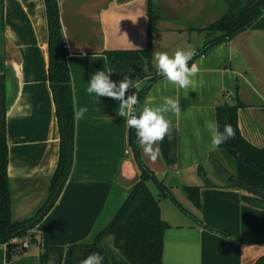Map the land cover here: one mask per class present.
I'll return each instance as SVG.
<instances>
[{
  "label": "crops",
  "instance_id": "obj_1",
  "mask_svg": "<svg viewBox=\"0 0 264 264\" xmlns=\"http://www.w3.org/2000/svg\"><path fill=\"white\" fill-rule=\"evenodd\" d=\"M208 1L153 0L150 19L149 0H59L75 110L88 111L76 120L73 168L59 199L33 229L36 242L25 240L27 254L9 261L7 244H0V264H41L42 246L90 243L115 216L139 169L128 144L126 119L119 116L120 102L89 95L90 76L110 71L109 50L145 49L150 27L153 46L154 35L161 32L158 24L168 29L182 18H204L206 12L196 11L194 4L203 8ZM48 40L45 0H0V117L5 105L15 220L30 218L47 200L58 164L60 133L50 87ZM191 50L196 55L197 47ZM192 65L199 71L187 89L169 83L153 65L158 77L140 107L142 111L145 105L161 106L164 97L180 100L178 114H165L171 138L155 145L160 149L157 160H150L139 146L142 162L176 192L170 199L179 206V210L171 206L168 198L160 202L161 217L169 224L163 264H255L264 256V241L258 242L264 239V209L245 202L244 190L227 185L228 175L218 167L235 172L225 165L218 147L210 149L205 122H217V106L232 104L238 95L244 104L238 117L242 134L254 145L264 144V14L229 43L195 56L188 66ZM110 78L119 82L112 72ZM186 187L200 188V208L193 203L185 208L178 200L177 194Z\"/></svg>",
  "mask_w": 264,
  "mask_h": 264
},
{
  "label": "trees",
  "instance_id": "obj_2",
  "mask_svg": "<svg viewBox=\"0 0 264 264\" xmlns=\"http://www.w3.org/2000/svg\"><path fill=\"white\" fill-rule=\"evenodd\" d=\"M248 1V0H247ZM153 0H149V18L154 16ZM48 21V58L50 87L56 104V116L60 133L58 164L50 179L49 193L45 204L30 218L15 220L13 218V199L11 181L8 175L9 147L6 138L5 105L3 117H0V244H7V259L27 254L25 240L34 244L36 238L32 233L36 225L45 217L59 199L71 174L74 163L76 138V119H74L75 101L72 77L68 65L69 50L63 33L59 0H45ZM235 1L220 19L215 21L206 36L204 47L197 50L195 56H203L211 47L229 43L240 33L250 28L264 14V0H250L249 3ZM148 34V46L145 49L109 50L108 63L112 74L120 81L124 75L132 80L131 94L139 98L136 105L137 114L151 84L158 75L153 70V52L151 30ZM207 32V34H208ZM146 73L150 78L139 86ZM244 106L238 95L234 102H222L217 106L216 119L221 131L230 124L235 137L221 144L218 149L225 156L233 159L236 172L230 174L222 165L218 167L227 173V185L246 192L242 199L264 209V144L251 143L241 132L238 117ZM128 144L133 160L139 169V175L122 206L111 221L99 231L90 243L78 244L67 248L44 245L41 248V264H81L87 256L99 253L103 264H163L164 234L169 224L161 217L160 202L172 197V193L163 182L159 181L141 160L135 129L129 128ZM206 184L209 180L203 168H199ZM229 181V182H228ZM150 184L158 188L155 196ZM209 185V184H208ZM189 199L197 208L201 207L200 188H185ZM112 238V245L109 239ZM17 240L18 242H14ZM250 241V240H245ZM264 239H258V242ZM255 264H264L261 256Z\"/></svg>",
  "mask_w": 264,
  "mask_h": 264
},
{
  "label": "clouds",
  "instance_id": "obj_3",
  "mask_svg": "<svg viewBox=\"0 0 264 264\" xmlns=\"http://www.w3.org/2000/svg\"><path fill=\"white\" fill-rule=\"evenodd\" d=\"M194 52L192 50L178 49L170 56L167 52H154V60L159 75L179 88L187 89L194 85V77L199 69L196 65L188 66ZM111 71H96L90 76L86 89L89 95L108 97L119 101V116L126 119L129 128L135 129L137 143L143 149L144 154L153 162L160 156L159 147L166 136L171 138V122L166 118V113H179V99L164 97L161 106L152 107L145 105L137 114L136 105L139 103L138 96L133 93L127 95L132 88V80L124 75L118 83L110 78ZM87 107H81L74 111V119L80 120L87 113ZM205 127L210 134V149H215L227 140L235 137V131L230 124L224 125L223 131L214 120H207ZM81 264H103V257L99 253H92L81 261Z\"/></svg>",
  "mask_w": 264,
  "mask_h": 264
},
{
  "label": "rangeland",
  "instance_id": "obj_4",
  "mask_svg": "<svg viewBox=\"0 0 264 264\" xmlns=\"http://www.w3.org/2000/svg\"><path fill=\"white\" fill-rule=\"evenodd\" d=\"M196 11L201 12L202 9L204 12H206L205 17L202 18L204 15H200L199 17L195 16L193 19H187V18H182L181 22H174L168 29H163L161 27V24H158V27L161 29L160 34H155L154 35V41H153V57H154V52H167L170 56H172L176 50L178 49H183V50H191L194 49V47L198 50L202 49L204 47L205 41H206V36L210 35V38L215 36V34H210L208 32V28L220 19L224 14L227 13L228 11V6L225 4L222 0H217L214 4L211 3L209 0L208 3L205 5L206 7H200L197 4H194ZM197 6V8H196ZM205 9V10H204ZM194 10V9H193ZM211 17V18H210ZM202 18V19H201ZM210 18V20H209ZM181 26V27H180ZM168 27V23H167ZM178 28H182L181 31H178ZM197 29V30H195ZM175 31L177 35H170L168 32ZM208 32V34H207ZM181 34V35H180ZM152 65L156 66L155 60L152 62ZM145 76H146V71H145ZM149 78H145L141 82H137L135 86H139L146 82ZM224 162L225 165L229 168L232 169L233 172H236L235 169V164L234 161L231 157L225 156L224 155ZM217 173H219L217 171ZM219 176V174H218ZM220 179L222 178L219 176ZM154 184H150V189L153 192V194L156 196L157 195V188L153 186ZM171 193L174 195L176 192L171 190ZM177 197L179 198L178 200L182 203V205L186 208L188 206V203L191 205L192 202L189 199L188 194L185 191H181L180 194H177ZM169 204L171 206L174 204L172 200L170 199L171 197H167ZM46 202V201H45ZM42 203L40 206L37 208V211L45 204ZM179 203V202H178ZM180 205V203H179ZM175 208L179 210V206L177 207L174 204ZM184 208V209H185ZM182 209V207H181ZM36 211V212H37ZM35 212V213H36ZM34 213V214H35ZM32 217V216H31ZM109 244L112 245V238L109 239Z\"/></svg>",
  "mask_w": 264,
  "mask_h": 264
},
{
  "label": "flooded vegetation",
  "instance_id": "obj_5",
  "mask_svg": "<svg viewBox=\"0 0 264 264\" xmlns=\"http://www.w3.org/2000/svg\"><path fill=\"white\" fill-rule=\"evenodd\" d=\"M225 4H227V6H228V8H230L231 6V4L233 3V2H235V1H239V2H244V5L246 6L247 4L246 3H249L250 2V0H222Z\"/></svg>",
  "mask_w": 264,
  "mask_h": 264
}]
</instances>
